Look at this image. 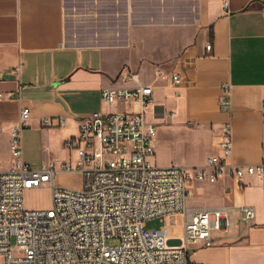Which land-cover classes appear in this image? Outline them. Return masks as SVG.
I'll return each instance as SVG.
<instances>
[{
  "label": "crops",
  "instance_id": "crops-1",
  "mask_svg": "<svg viewBox=\"0 0 264 264\" xmlns=\"http://www.w3.org/2000/svg\"><path fill=\"white\" fill-rule=\"evenodd\" d=\"M175 71L183 74L179 85L171 79ZM139 83L154 86L146 111L160 107L147 119L158 129L156 165L205 166L221 153V128L230 122L228 161L260 166L264 0H229L228 8L223 0H0V170L12 167L10 131L23 108L31 110L26 161L31 141L60 138V150L46 147L55 157L32 158L41 166L69 156L64 144L78 134L82 116L138 109L106 104L102 88ZM225 95L229 111L220 108ZM44 117L66 123L44 127ZM192 189L195 207L226 206L231 225L214 232L212 246L188 243L190 264H264V175L235 177L226 170L217 182L193 180ZM243 205L256 209L249 225L239 212ZM172 216L183 236L182 217ZM184 244L181 238L171 245Z\"/></svg>",
  "mask_w": 264,
  "mask_h": 264
},
{
  "label": "built area",
  "instance_id": "built-area-1",
  "mask_svg": "<svg viewBox=\"0 0 264 264\" xmlns=\"http://www.w3.org/2000/svg\"><path fill=\"white\" fill-rule=\"evenodd\" d=\"M223 6L228 8L229 0H223ZM171 77L176 85L183 82L180 71ZM101 96L108 105L134 104L138 109L98 110L82 116L78 134L64 144L69 156L38 167L24 158V130L29 126L31 110H21L10 131L12 167L0 170L3 264H190L188 243L200 241L212 246L214 232L231 225L226 206L189 205L190 183L217 182L226 170L235 177L264 175V162L243 167L228 161L233 152L230 122L221 128V153L210 156L205 166H158L153 162L158 129L146 118L154 86L105 87ZM10 97L14 98L13 94ZM220 108L230 110L226 95ZM261 112L264 120V100ZM65 123V117L41 119L44 127H62ZM62 173L80 174L82 188L58 185L56 178ZM44 185L51 189V206L25 208V191ZM239 212L248 225L256 218L252 205L240 206ZM172 215L183 219L184 245H171L164 227H147L151 220Z\"/></svg>",
  "mask_w": 264,
  "mask_h": 264
},
{
  "label": "rangeland",
  "instance_id": "rangeland-1",
  "mask_svg": "<svg viewBox=\"0 0 264 264\" xmlns=\"http://www.w3.org/2000/svg\"><path fill=\"white\" fill-rule=\"evenodd\" d=\"M115 108L114 106L112 107ZM123 108V107H121ZM158 108H153L151 111L150 109L146 111L147 119L153 120L155 118L156 111L159 110ZM53 143H48L45 140L37 139L36 141H31L29 145L26 146V157L30 160H27L29 163L33 164L35 167H38L39 164L36 161H33V157H38L42 154H46L47 156H53V154L48 151L46 147L50 145L54 150L52 151H58L61 149L60 145V138L58 134H54L52 137ZM51 151V152H52ZM78 158V153H74V159L76 160ZM56 183L58 185H64L69 186L73 188H82L83 185V178L78 173H62L59 174L56 178ZM189 205L190 206H197L198 205V199L195 194L194 189L191 190ZM51 189L48 185H44L37 188H32L29 190H26L24 193V203L25 208L27 209H43L48 208L51 206ZM148 228L158 229L161 227L166 228L167 235L169 237V243L172 244L173 242H178L182 238L181 234V225L177 219V217L172 216L170 218H164V219H155L151 220L147 223ZM110 244H112V241H109ZM0 264H3V257L0 256Z\"/></svg>",
  "mask_w": 264,
  "mask_h": 264
}]
</instances>
